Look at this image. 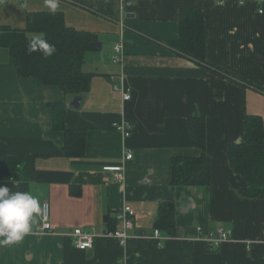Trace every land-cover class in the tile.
<instances>
[{
    "label": "crops",
    "instance_id": "obj_1",
    "mask_svg": "<svg viewBox=\"0 0 264 264\" xmlns=\"http://www.w3.org/2000/svg\"><path fill=\"white\" fill-rule=\"evenodd\" d=\"M183 9L204 13L206 67L169 46L179 38ZM30 12L50 11L44 0H0V28L24 29ZM56 12L69 27L95 33L102 48L84 67L95 76L80 109L59 87L20 79L9 50L0 48V158L37 156L29 190L50 203L52 224L41 232L36 216L20 243L0 246V264H264V198H247L246 180L228 159L229 147L245 140L247 116L264 124V0H60ZM118 43L122 64L113 63ZM57 102L67 105V128L85 132L82 158L64 156V133L53 129ZM194 114L207 122V189L171 185L173 158L202 154L188 124ZM121 122L135 127L131 137L116 130ZM116 165L124 166V183L103 170ZM0 185L20 191L15 182ZM168 201L176 206V233L161 231L159 248L155 224ZM125 206L136 223L123 246L105 233ZM219 226L233 238L209 251ZM76 228L95 235L92 251L74 246Z\"/></svg>",
    "mask_w": 264,
    "mask_h": 264
},
{
    "label": "trees",
    "instance_id": "obj_2",
    "mask_svg": "<svg viewBox=\"0 0 264 264\" xmlns=\"http://www.w3.org/2000/svg\"><path fill=\"white\" fill-rule=\"evenodd\" d=\"M179 38L169 46L177 55L206 63V25L204 13L198 9H183L179 15ZM40 37L55 45V53L45 58L39 52H28L32 39ZM95 33L69 27L61 12H30L24 29L0 28V48L9 50L15 60L17 76L41 86L59 87L67 96L84 97L91 89L94 73L85 71L88 56L98 51ZM216 72V71H215ZM53 129L64 133L63 153L66 158L85 156L86 136L82 130L66 126V103H52ZM188 124L193 145L202 154L181 156L172 160L173 187L207 189L212 185V164L207 154V122L200 114L192 115ZM229 163L233 172L245 178L248 199L264 198V124L260 117L247 116L245 140L229 147ZM35 155H15L0 158V182H15L20 191H29L36 171ZM176 206L163 202L155 228L168 236L176 233ZM116 222V221H115ZM109 220L108 231L116 230ZM115 223V224H114ZM207 250H212L206 243Z\"/></svg>",
    "mask_w": 264,
    "mask_h": 264
},
{
    "label": "built area",
    "instance_id": "obj_3",
    "mask_svg": "<svg viewBox=\"0 0 264 264\" xmlns=\"http://www.w3.org/2000/svg\"><path fill=\"white\" fill-rule=\"evenodd\" d=\"M2 2H6V0H2ZM259 13H263L262 10ZM121 28H123V24H121ZM123 62V44L118 43L114 47L113 54V63L122 64ZM116 88V87H115ZM131 94L126 92L124 93V101H130ZM116 130L123 134L125 138H129L135 132V127L130 122H121L114 124ZM134 158L133 154L126 155V161H130ZM104 172L110 174L111 178L118 183L125 182L124 175V166L116 165V166H106L104 167ZM40 226L37 230L41 232H51L52 224H51V205L48 202H45L42 205V212L38 215ZM116 221L119 224V227L114 231H106L105 236L111 237L119 241V243L123 246L127 244V242L131 238V233L135 230V221H136V213L130 206H125L121 209L116 215ZM70 237L74 246L82 252L92 251L94 249L95 244V235L91 232L83 229L76 228L72 230L70 233ZM232 231L219 226L217 227L213 233L211 234L210 239L206 242L209 244L213 251L218 250L224 243L230 242L232 240ZM262 238L264 241V231L262 233ZM154 240L157 242V246L162 248L164 246V242L166 238H164L159 229L155 230Z\"/></svg>",
    "mask_w": 264,
    "mask_h": 264
},
{
    "label": "clouds",
    "instance_id": "obj_4",
    "mask_svg": "<svg viewBox=\"0 0 264 264\" xmlns=\"http://www.w3.org/2000/svg\"><path fill=\"white\" fill-rule=\"evenodd\" d=\"M44 4L55 13L60 0H44ZM55 51V45L40 37L32 39L28 45L30 54L39 52L45 58ZM35 192V188L12 192L8 186L0 185V246L16 245L31 231L35 217L42 212V202Z\"/></svg>",
    "mask_w": 264,
    "mask_h": 264
},
{
    "label": "water",
    "instance_id": "obj_5",
    "mask_svg": "<svg viewBox=\"0 0 264 264\" xmlns=\"http://www.w3.org/2000/svg\"><path fill=\"white\" fill-rule=\"evenodd\" d=\"M96 47L101 49L102 48V44L101 43H97ZM82 99H83L82 97H75L74 100L70 102V106H72L75 109H80Z\"/></svg>",
    "mask_w": 264,
    "mask_h": 264
}]
</instances>
